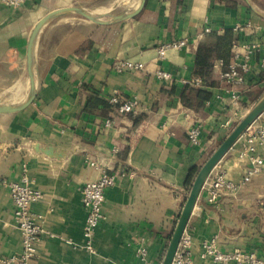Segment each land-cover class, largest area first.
<instances>
[{
    "label": "crops",
    "instance_id": "crops-1",
    "mask_svg": "<svg viewBox=\"0 0 264 264\" xmlns=\"http://www.w3.org/2000/svg\"><path fill=\"white\" fill-rule=\"evenodd\" d=\"M138 3L32 0L15 9L0 4V103L24 99L27 40L48 12L74 6L120 15ZM247 21L260 29L234 35L240 44L258 42L260 51L241 90L240 120L264 93V0H145L135 18L119 23H74L65 16L48 23L35 49V100L23 111L0 114V258L21 249L7 183L26 173L43 194L32 205L43 215V232L29 264H140L136 240L146 246L150 263L160 264L189 191V172L230 131L220 128L230 111L216 99L224 85L217 65L221 58L201 44L208 35ZM179 39L188 47L160 60L158 45ZM126 59L143 63L144 69L117 73L114 63ZM159 68L175 79L155 78ZM205 69L207 79L200 75ZM193 76L204 86L176 80ZM114 92L139 101L137 116L120 114L108 103ZM106 120L112 125L104 126ZM196 121L203 125L201 147L187 138ZM259 122L264 123V113L253 124ZM238 144L218 163L234 182L242 179L246 165L235 156ZM100 169L115 181L105 192L104 218L89 251L83 247L81 187L96 180ZM186 232L195 264H233L200 257L201 243L213 237L223 252L253 251L264 261V173L235 195L223 193L214 205L203 189Z\"/></svg>",
    "mask_w": 264,
    "mask_h": 264
},
{
    "label": "built area",
    "instance_id": "built-area-1",
    "mask_svg": "<svg viewBox=\"0 0 264 264\" xmlns=\"http://www.w3.org/2000/svg\"><path fill=\"white\" fill-rule=\"evenodd\" d=\"M31 1L0 0V4L15 9ZM259 29L260 27L250 21L236 23L232 28L237 36L246 31L254 33ZM205 32H210V29H205ZM187 47V40L179 39L161 43L156 50L158 58L165 60L168 53L180 51ZM259 51L260 44L258 42L253 41L240 44L235 39L231 45L228 60L217 61V65L222 69L220 78L224 85L222 87V93L217 95L216 99L225 102L230 111V116L220 124V128L222 129L230 130L239 121L241 90L248 83L252 59ZM262 66L264 69V61L262 62ZM113 67L117 73L135 72L144 69L143 63L128 59L116 61ZM154 76L162 81H172L175 79V75L171 71L162 68L154 71ZM176 80L182 86L197 88L204 86L203 79L198 76L189 78L180 77ZM108 102L115 106L120 114H129L134 117L139 112V101L136 98H123L118 92L110 95ZM207 104L209 103L207 102ZM112 123L113 121L106 120L104 126L109 127ZM202 131L203 125L200 121H196L188 130L187 138L192 146L201 147ZM239 141L240 145L238 144L234 148V151L238 160L246 161L242 179L239 182L232 181L228 177L227 171L217 164L203 188L207 193V201L209 204H216L223 193L235 195L255 175L264 173V123L252 124ZM90 165L96 167L92 162ZM114 181L115 175L110 174L104 169H100L99 177L96 180L86 182L81 187V203L85 211L83 247L89 251H93L95 231L104 218L103 204L105 192L114 184ZM7 187L13 202L14 222L21 236V249L18 253L1 257L0 264H29L37 254V242L43 232V215L33 211L32 205L41 200L43 194L39 189L31 185L26 173L23 174L19 181L7 183ZM67 243L70 244L71 242L67 241ZM133 244L137 246L136 255L139 258L140 264H151L147 258L146 246L137 240ZM191 248V235L185 231L181 237L172 264H195ZM200 257L202 259H210L215 263L264 264V261L253 251L235 249L233 251L223 252L219 250L217 237L204 240L201 243Z\"/></svg>",
    "mask_w": 264,
    "mask_h": 264
},
{
    "label": "water",
    "instance_id": "water-1",
    "mask_svg": "<svg viewBox=\"0 0 264 264\" xmlns=\"http://www.w3.org/2000/svg\"><path fill=\"white\" fill-rule=\"evenodd\" d=\"M145 0H139L138 5L133 11L120 15L111 13L93 14L81 7H63L52 10L44 15L33 26L30 31L26 45V69L28 74V90L22 101L16 103H0V114H14L26 109L33 103L37 96V82L35 75V49L41 30L53 20L64 17L69 14H75L84 20L97 24L108 25L135 18L143 9ZM107 18V19H105ZM264 113V93L255 101L248 112L233 126L227 135L212 150L205 161L199 167L194 176L187 197L177 217L170 239L166 246L163 258L160 264H172L175 253L178 250L179 243L183 233L189 224L194 208L199 196L211 175L215 166L220 160L238 144L245 131Z\"/></svg>",
    "mask_w": 264,
    "mask_h": 264
},
{
    "label": "trees",
    "instance_id": "trees-1",
    "mask_svg": "<svg viewBox=\"0 0 264 264\" xmlns=\"http://www.w3.org/2000/svg\"><path fill=\"white\" fill-rule=\"evenodd\" d=\"M207 42H203L201 44V46L205 47V48H210L212 51L215 52L217 57H220L221 60L223 61H227L228 57L230 56V52H231V45L233 43V41L236 39V36L234 35V31L231 29H227L223 34H217V33H213L207 36ZM208 40H212V42H208ZM207 69H205L206 72ZM200 73V75L202 77H205L204 79H207V75L208 73L206 72ZM109 103V102H108ZM110 104V103H109ZM112 107H114L116 109L115 106H113L112 104H110ZM117 110V109H116ZM118 112V111H117ZM200 166H196L194 169H192L187 177L186 180V188L187 190L190 189L192 180L194 178V176L196 175L198 169Z\"/></svg>",
    "mask_w": 264,
    "mask_h": 264
},
{
    "label": "rangeland",
    "instance_id": "rangeland-1",
    "mask_svg": "<svg viewBox=\"0 0 264 264\" xmlns=\"http://www.w3.org/2000/svg\"><path fill=\"white\" fill-rule=\"evenodd\" d=\"M96 15H98V14H96ZM65 19H67V20H69V21H73L74 23H78L79 21H81V20H83V21H86V20H84L83 18H81L80 16H78V15H75V14H69V15H66L65 16ZM88 22V21H87ZM211 153V152H210ZM209 153V154H210ZM208 154V155H209ZM208 155H206L204 158H203V160H202V163L205 161V159L208 157ZM201 163V164H202ZM201 164H200V166H201ZM175 225V224H174ZM173 228H174V226H173ZM173 230V229H172ZM172 233V232H171ZM171 236V235H170Z\"/></svg>",
    "mask_w": 264,
    "mask_h": 264
},
{
    "label": "bare ground",
    "instance_id": "bare-ground-1",
    "mask_svg": "<svg viewBox=\"0 0 264 264\" xmlns=\"http://www.w3.org/2000/svg\"><path fill=\"white\" fill-rule=\"evenodd\" d=\"M18 100H19V99H18ZM18 100L14 101V102H15V103H16V102H19ZM21 101H22V99H21ZM12 102H13V101H12Z\"/></svg>",
    "mask_w": 264,
    "mask_h": 264
}]
</instances>
